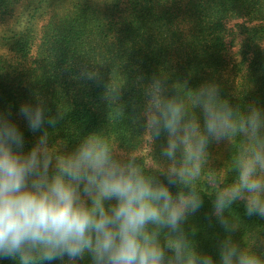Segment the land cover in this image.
Segmentation results:
<instances>
[{"label": "clouds", "instance_id": "obj_1", "mask_svg": "<svg viewBox=\"0 0 264 264\" xmlns=\"http://www.w3.org/2000/svg\"><path fill=\"white\" fill-rule=\"evenodd\" d=\"M94 79L98 72L85 67ZM143 102L134 121L153 141L164 137L146 167L112 145L100 130L78 136L74 147H54L52 133L64 113L52 115L42 100L24 102L19 112L33 133L25 148L23 130L0 113V260L17 264H264L255 245L234 238L241 217L264 218V107L234 104L220 84H170L168 74L137 77ZM123 87V86H122ZM122 87L107 84L108 104L123 110ZM124 111V110H123ZM240 144L232 179L210 173L211 194L199 178L210 164V145ZM176 186V190H173ZM211 197L210 217L223 229L214 254L197 246L187 222Z\"/></svg>", "mask_w": 264, "mask_h": 264}, {"label": "trees", "instance_id": "obj_2", "mask_svg": "<svg viewBox=\"0 0 264 264\" xmlns=\"http://www.w3.org/2000/svg\"><path fill=\"white\" fill-rule=\"evenodd\" d=\"M85 67L98 76L84 77ZM161 72L170 84L187 81L189 87L215 80L232 103L264 107V0H0V113L23 130L25 148L39 133L27 127L19 108L39 98L50 114L64 113L49 129L54 147H74L78 136L100 130L125 152L143 149L149 134L132 118L143 102L137 77ZM108 83L123 86L124 111L105 99ZM164 139L151 140L155 163ZM239 144L235 138L232 147L210 145V164L199 178L204 192L212 191L210 173L232 179ZM211 199L204 196L186 227L195 229L198 248L215 255L223 229L209 216ZM234 208L231 214L241 217L234 238L251 243L258 235L255 247L264 254V218L245 215L243 202Z\"/></svg>", "mask_w": 264, "mask_h": 264}, {"label": "rangeland", "instance_id": "obj_3", "mask_svg": "<svg viewBox=\"0 0 264 264\" xmlns=\"http://www.w3.org/2000/svg\"><path fill=\"white\" fill-rule=\"evenodd\" d=\"M237 49L235 48L234 50H232V53H236ZM237 56V54H235V57ZM151 136L148 135V141L145 143L144 148L137 151V152H126L135 156H143L146 158L147 163L149 166H154L155 165V159H154V154H153V146L151 145Z\"/></svg>", "mask_w": 264, "mask_h": 264}]
</instances>
